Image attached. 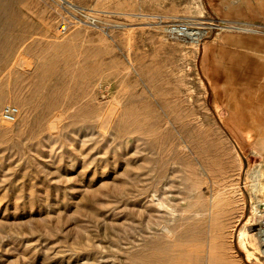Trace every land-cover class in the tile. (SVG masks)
I'll return each instance as SVG.
<instances>
[{"label": "rangeland", "instance_id": "rangeland-1", "mask_svg": "<svg viewBox=\"0 0 264 264\" xmlns=\"http://www.w3.org/2000/svg\"><path fill=\"white\" fill-rule=\"evenodd\" d=\"M171 19L204 36L169 40ZM218 21L255 22L204 0H0V264H264V78L207 80L204 44L255 35Z\"/></svg>", "mask_w": 264, "mask_h": 264}, {"label": "crops", "instance_id": "crops-1", "mask_svg": "<svg viewBox=\"0 0 264 264\" xmlns=\"http://www.w3.org/2000/svg\"><path fill=\"white\" fill-rule=\"evenodd\" d=\"M218 17L264 23V0H204ZM202 71L214 87L257 86L264 78V35L220 32L202 48Z\"/></svg>", "mask_w": 264, "mask_h": 264}, {"label": "built area", "instance_id": "built-area-1", "mask_svg": "<svg viewBox=\"0 0 264 264\" xmlns=\"http://www.w3.org/2000/svg\"><path fill=\"white\" fill-rule=\"evenodd\" d=\"M221 29H231L264 35V24L256 22H234L226 23L218 21L216 24ZM63 28V27H62ZM197 29L193 20L171 19L166 22L165 33L171 41L189 38ZM19 108L8 104L3 108L2 117L6 121L13 122L17 119Z\"/></svg>", "mask_w": 264, "mask_h": 264}, {"label": "bare ground", "instance_id": "bare-ground-1", "mask_svg": "<svg viewBox=\"0 0 264 264\" xmlns=\"http://www.w3.org/2000/svg\"><path fill=\"white\" fill-rule=\"evenodd\" d=\"M70 3V2H69ZM63 27H65V25L63 26ZM204 36V32H201L200 31V29H197L195 32H193L192 34H191V36L189 37V39H192L191 41L192 42H195V43H198L199 41H200V39L202 38ZM260 135H264V129H262L259 133H258V136H260ZM255 137H256V135H252V136H249V137H247L244 141H243V145H251V146H253L254 148H255V143H256V141H255ZM258 141H260V140H258ZM257 141V142H258ZM264 143V142H263ZM264 145V144H263ZM251 146H249V147H251ZM262 151V150H261ZM257 163V162H256ZM264 203V202H263ZM218 204H219V200H218V196H215L214 198H213V200H212V209L213 208H215V207H217L218 206ZM254 231V230H253ZM248 233V231L246 230V229H244V230H242L241 232H240V239H243V237L246 235Z\"/></svg>", "mask_w": 264, "mask_h": 264}]
</instances>
